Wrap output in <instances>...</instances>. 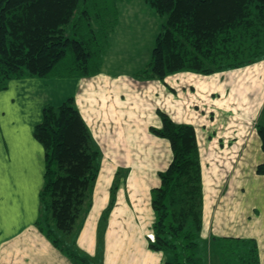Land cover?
<instances>
[{
    "label": "crops",
    "instance_id": "0c3cea01",
    "mask_svg": "<svg viewBox=\"0 0 264 264\" xmlns=\"http://www.w3.org/2000/svg\"><path fill=\"white\" fill-rule=\"evenodd\" d=\"M104 66L102 60L98 72L78 77L76 93L69 97H73V104L81 113L99 151L103 152L104 146L117 152L128 148L141 155L137 156L140 160L136 159V162L126 157L128 162L105 163L103 186L99 185L94 193L97 205L94 207L93 200L83 227L76 239L68 241V248L88 259L84 251L90 253L95 244V232L103 206L111 197L110 184L116 176H121L125 185L119 192L118 211L112 217L111 231L108 230V236L105 235L110 240L109 252L116 251L113 262L163 264V258L168 253L150 247L148 239L154 238L150 225L143 234L131 235V229L135 228L128 219L123 218L128 214L132 220L135 219L124 200L125 194L130 202L136 199L133 210L137 206V218L141 212L148 216L154 214L149 194L159 182L158 172L172 158L168 140L150 129L151 126H161L158 112L161 110L176 123L191 124L195 128L203 161L202 199L207 202L205 212L201 202L200 230L206 238L210 229L214 232L208 236V264H264V173L256 172V165L264 161V151L257 133L254 143L259 159L239 166L233 160L238 149L236 151L235 143L231 141L238 131L235 125L237 119L247 125V134L251 132L253 136L254 120L245 118V113L247 108H251L254 90L264 77V58L209 73L180 69L162 79L137 78L134 75L137 70L131 75H113L107 73ZM242 68L248 69L242 72ZM215 106L226 112L224 119H216L212 114ZM257 106H260L259 102ZM203 107L209 109L207 114H204ZM236 109L240 116L228 113ZM214 120L215 128L208 130L207 123H213ZM261 123L264 125V120ZM198 127L202 131H198ZM197 133L202 136L201 144ZM113 141L119 142L118 145L114 146ZM245 142L243 139L238 147H245L242 146ZM14 143L20 162L7 163L0 176V264H79L65 249L52 241L40 219H37L36 211L33 210L29 215L28 184L31 181L29 175L25 177L27 172L22 171L20 166V163H26V160L21 162L22 148L26 149V146L22 147L21 134ZM162 151L167 152L165 158ZM43 172L44 163H40L39 182L30 183L33 189L35 187V197L39 196L43 185ZM241 205L243 210L237 212ZM237 215L243 217V222L235 228ZM233 229L238 230L232 232ZM245 237L247 239L244 240ZM236 241L240 242L239 255H236L235 247L230 244ZM228 247L232 251L227 252ZM199 256L197 248V258Z\"/></svg>",
    "mask_w": 264,
    "mask_h": 264
},
{
    "label": "trees",
    "instance_id": "16d2710c",
    "mask_svg": "<svg viewBox=\"0 0 264 264\" xmlns=\"http://www.w3.org/2000/svg\"><path fill=\"white\" fill-rule=\"evenodd\" d=\"M117 1L0 0V88L9 77L45 76L55 68L77 77L98 72L110 26L103 9L115 13ZM143 1L163 20L150 60L134 73L137 78H163L180 69L209 73L264 57V0ZM158 112L161 126L150 129L168 140L172 158L151 189L157 217L149 245L168 253L163 264H198L202 175L195 128ZM256 127L264 151V125ZM33 135L45 149L39 197L46 215L40 223L76 262H89L54 234L74 230L99 172V149L73 97L45 104ZM256 172L264 173V161Z\"/></svg>",
    "mask_w": 264,
    "mask_h": 264
},
{
    "label": "rangeland",
    "instance_id": "374dc122",
    "mask_svg": "<svg viewBox=\"0 0 264 264\" xmlns=\"http://www.w3.org/2000/svg\"><path fill=\"white\" fill-rule=\"evenodd\" d=\"M115 3L117 5L115 7V13H112V11H107L106 8L103 9V20L110 24V26H108L106 35L102 38L103 52L101 58L103 60V64H105L104 67L107 73L113 75H131L132 72L144 67L150 60L151 49L154 45L156 34L161 27L163 17L157 14L154 9H152V7L143 0H118ZM262 52L264 54V46L262 47ZM263 58L264 57H262V59ZM245 69L246 70L242 68L241 71L246 72L248 68ZM77 87V76H67L60 73L57 68H55L51 74L45 76L25 73L23 75L9 77L6 80L4 87L0 88V176L3 175L4 166L7 163L20 162L19 152L15 151L14 149V147H16L14 140L19 134H21L22 147L26 146L25 150L22 148L21 162L26 160V163H20V166L22 171L27 172L25 177L28 175L30 176L29 182H39V167L40 163H44L45 149L33 135L34 124L41 120L42 107L45 104H59L70 95H74L76 93ZM254 91L255 94L252 99L251 108H247L245 113V118H248L249 120L252 118L254 120V122L252 120L250 121L253 122V136L250 134L251 132L247 134L245 127L247 125H244V122H239L237 119L235 125L236 128H238V131L231 140L235 143L236 151L238 149L235 159L233 160L235 163H239V166L242 165V163H252L258 158L256 153L257 147L254 143V135L257 136L256 124H262L261 122L264 120V77H262L259 87ZM220 99H222V97ZM258 102L260 103V106H257ZM203 111L204 114H207L209 109L207 107H203ZM212 112L215 118H218L219 120L222 118L224 119L226 113L222 112V110H219V108L216 106L213 107ZM228 113H230V115L236 114V117L240 116L239 110L237 109L236 111H229ZM248 115L252 117H249ZM238 124L240 126H238ZM214 125L215 120L213 123L208 122L207 129H214ZM205 129L206 128H204V130ZM199 130H201L200 127H198V131ZM197 135L201 144L202 136L200 133H197ZM243 139L246 140V142L242 144V146L245 145V147L240 149L238 145L241 144ZM118 143L119 142L117 141H113L114 146L118 145ZM121 149L123 150L122 147ZM162 153L165 158L167 156V152L162 151ZM138 155H141L140 152H137L134 149L128 150V148H126V150L117 152L111 149L108 150L107 147L104 146L103 152L102 150L99 151V172L94 183L89 188L85 203L83 205L82 213L77 219L74 230L70 233H54L58 237L60 234V237H62L65 241L63 245L66 246L69 240L76 239L81 226L83 227L84 225L86 220L85 215L89 211L90 206L93 204V200H95L94 207H96L97 201L94 199V193L99 185L103 186V168L105 163H124V161L128 162V158L136 162V159H139L137 158ZM126 157L127 159H125ZM197 159L202 168L203 161L199 150L197 152ZM156 162H159V160L156 159ZM122 181L123 178L121 176H116L111 182V197L105 201L103 212L100 218L98 217L99 224L98 229L95 232V244L91 248L90 253L88 250L84 251L86 252L88 259L90 258L88 261L91 264H115L113 262V257L115 256L116 251L109 252L110 240L106 238L105 235L108 236V230L111 231L112 217L118 211L117 207L119 205V192L125 185ZM30 183L28 184L29 204L27 210L29 215L33 210L36 211L38 216L37 219H40L39 222L43 221L44 225L45 221L43 219L46 213L43 211V205L40 197L38 195L35 197V187L33 189ZM106 183L107 181L105 180V184ZM104 192L105 191H103V193ZM150 197L152 198V191H150L149 198ZM124 200L129 206L131 214H133L135 217L134 220H132L128 214L124 215L123 217L124 219H128V222L131 223L136 229V231L135 229H131V235L139 233L143 234V231L149 225L152 228L157 217L156 212L152 210V213L154 214H150L149 216L141 212L140 216L137 218V206L135 207V210H133V202L135 203L136 199H133V201L130 202L127 194H125ZM35 201L36 204H33ZM201 202L202 207L204 206L203 211L205 212L207 202L203 199ZM243 208L244 207L241 205L239 208H237V212L239 209L243 210ZM242 219L243 217H241V215L236 216L234 221L235 228H238V225L243 222ZM133 230L134 232H132ZM237 230L238 229H233L232 232H236ZM213 233L214 232H212L210 229L207 238L202 236L201 230L196 234L195 241L200 253V256L197 258L198 264H208L209 255L207 254V242L208 236ZM245 239L247 238L245 237L244 240ZM230 244L235 247L236 255H239L240 242L236 241L231 242ZM226 251H232L231 247L226 248ZM81 252L83 251L81 250ZM164 259H166V257L163 258V260ZM89 262L79 261L78 263L88 264Z\"/></svg>",
    "mask_w": 264,
    "mask_h": 264
}]
</instances>
